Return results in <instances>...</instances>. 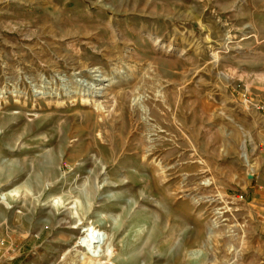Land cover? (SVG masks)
Instances as JSON below:
<instances>
[{
  "label": "rangeland",
  "instance_id": "rangeland-1",
  "mask_svg": "<svg viewBox=\"0 0 264 264\" xmlns=\"http://www.w3.org/2000/svg\"><path fill=\"white\" fill-rule=\"evenodd\" d=\"M0 264H264V0H0Z\"/></svg>",
  "mask_w": 264,
  "mask_h": 264
},
{
  "label": "bare ground",
  "instance_id": "bare-ground-1",
  "mask_svg": "<svg viewBox=\"0 0 264 264\" xmlns=\"http://www.w3.org/2000/svg\"><path fill=\"white\" fill-rule=\"evenodd\" d=\"M124 5V4H123ZM98 108V107H97ZM114 139V138H113ZM143 152V151H142ZM141 153V152H140ZM151 152L148 151V153L146 154H142L139 155L140 157V161L142 163L146 162L147 158L149 157ZM35 166L32 168L34 170ZM152 171H154L157 175H159V170H158V166L156 164L152 165ZM52 170H49V172H51ZM44 173L47 172V170L45 171H41V175ZM152 174V173H151ZM157 177V176H156ZM159 177V176H158ZM154 179V176H152L151 180ZM86 227V226H85ZM103 233L98 230V229H95L94 227H92V225L88 226L85 228V230L82 232L81 236H80V242L81 244H83V248L85 250H88L91 252V257L92 258H95V259H99V254L97 253L99 250H98V247L99 245L101 244L102 242V235Z\"/></svg>",
  "mask_w": 264,
  "mask_h": 264
},
{
  "label": "crops",
  "instance_id": "crops-1",
  "mask_svg": "<svg viewBox=\"0 0 264 264\" xmlns=\"http://www.w3.org/2000/svg\"><path fill=\"white\" fill-rule=\"evenodd\" d=\"M253 171H254V167L250 168L247 172V175L249 176ZM247 190H250L249 196L251 198V203L255 204V180L251 181V183L248 184Z\"/></svg>",
  "mask_w": 264,
  "mask_h": 264
}]
</instances>
